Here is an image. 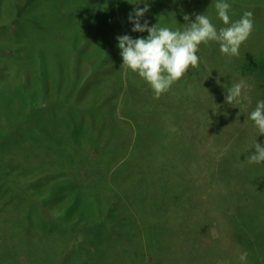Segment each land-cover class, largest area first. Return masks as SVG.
I'll return each instance as SVG.
<instances>
[{
  "label": "trees",
  "instance_id": "obj_1",
  "mask_svg": "<svg viewBox=\"0 0 264 264\" xmlns=\"http://www.w3.org/2000/svg\"><path fill=\"white\" fill-rule=\"evenodd\" d=\"M35 1L34 21L15 22V32L0 38L1 52L11 47L25 53L16 60L14 84L0 73V153L7 162V169L0 165L5 176L0 177V264H25L23 252L33 264H173L170 255L186 257L180 231L192 202L172 192L180 173L171 168L179 156L177 132L169 123L186 111L189 97L199 110L193 91L204 87V71L221 81L240 70L251 73L257 78L255 107L264 100V73L253 65L264 54V33L253 31L252 41L234 57L221 54L214 41L201 43L208 67L199 55V67H190L157 98L145 80L122 66L116 37L148 35L131 31L129 13L147 3L141 23L173 30L184 27L185 14L194 22L195 14L204 13L219 29L225 25L216 0ZM45 1L52 3L50 10ZM227 2L232 21L264 5V0ZM263 10L254 24L264 26ZM9 12L0 9L5 17ZM8 23L0 20V29ZM199 111L202 117L211 109ZM118 114H129L125 124ZM29 127L39 138L29 136ZM24 144L36 150L16 153ZM188 149L186 144L182 153ZM28 157L29 166L41 170L39 178L23 168ZM263 195L246 215L238 210V228L251 239L240 241L255 248L256 264H264ZM79 232L84 236L74 244Z\"/></svg>",
  "mask_w": 264,
  "mask_h": 264
},
{
  "label": "rangeland",
  "instance_id": "obj_2",
  "mask_svg": "<svg viewBox=\"0 0 264 264\" xmlns=\"http://www.w3.org/2000/svg\"><path fill=\"white\" fill-rule=\"evenodd\" d=\"M46 1L45 8L50 10L52 3ZM23 2L29 3L24 11L20 8ZM35 2L37 1L0 0V9L11 11L6 17L0 14V20L9 21L10 25L1 27L0 38L10 37V32H15L17 26L15 22L18 23L24 18L27 21H34L33 17L36 16L37 10ZM257 8L251 11L253 17L259 13V10L264 9V5H258ZM261 12L264 16V10ZM239 18L237 16L235 20ZM253 31L264 33V26L255 23ZM94 34L98 33L95 31ZM252 38L253 35L241 46L249 45ZM15 43L16 41L10 45L14 46ZM18 51L17 48L12 49L11 47L4 48V53L0 51V73L2 77L8 79L9 84H14L18 76L16 60L25 55V53L21 55ZM20 51L24 50L21 48ZM197 55H200L202 66L206 65L207 68L210 63L207 56L201 54L200 50ZM6 62L8 66H11V70L7 69ZM253 65L255 69L264 73V54H260ZM203 73L205 74L202 78L204 87L199 85L193 94L199 98V110L203 109L205 113L207 109H211L209 115L205 114L200 117L201 111L193 109V104L196 103L194 97H189L184 100L186 111H182L178 119L171 120L169 123V128L173 133L177 132L175 146L179 156L178 163L171 168L180 173L176 177L179 179L175 181V188L172 192H182L185 197L183 201L192 202V205L186 207L188 208V215L185 217L186 226L180 231L184 242H182L183 250L188 251V254L184 258L172 254L170 261L173 264H188L187 262L193 264H256L253 262L255 259L252 255L255 248L250 250L246 247V242L240 241L244 239L251 241V239L247 234L243 236L244 232L238 228L240 226L238 210L240 207L244 208L243 211L246 212L244 215H246L250 208L255 207L260 194H264V162L249 164L246 159L247 155L255 151L253 145L256 140L264 145V135H259L254 122L249 118L251 111L255 108L253 90L257 78L241 70L238 73L235 72L227 81L216 79L208 72ZM240 81H244L247 85L244 92L246 99L242 98L241 102L232 105L225 103L226 89ZM42 105L38 102L36 106ZM127 116L129 117V114H118L117 121L125 124ZM204 121H210L212 124H206ZM64 123H67V120H64ZM38 135L35 131L34 134L32 131L29 134L34 140L39 138ZM186 141L188 142L185 143ZM186 144L189 149L182 153ZM27 150L34 151L36 146L29 148L27 144H24L21 149H15L16 153L26 151V155H30ZM37 155L38 153L31 157L34 159ZM28 160L30 162L31 158L28 157L25 161L28 162ZM1 162L4 169H7L5 166L7 162L2 159L0 153V165ZM29 162L23 168L26 170L29 168L31 174L39 178L38 174L41 170L32 168ZM38 162L37 159L36 163ZM101 168L100 166L99 170ZM123 173L124 170L122 176ZM0 177L5 178L3 170ZM43 178H47V175ZM48 179L51 180L49 177ZM78 235L74 244L80 241L84 233L79 232ZM243 253H247L245 260L240 259ZM20 259L25 264H33L24 252L20 255Z\"/></svg>",
  "mask_w": 264,
  "mask_h": 264
},
{
  "label": "clouds",
  "instance_id": "obj_3",
  "mask_svg": "<svg viewBox=\"0 0 264 264\" xmlns=\"http://www.w3.org/2000/svg\"><path fill=\"white\" fill-rule=\"evenodd\" d=\"M139 5V4H137ZM215 10L218 18L225 25L219 29L211 22L209 16L195 14L194 22L185 14L184 27L175 30L158 23L149 26V22L141 18L149 11L145 3L143 8L135 7L129 13L132 32H147L146 37L133 38L130 35H118V48L123 60L122 66L137 73L145 80L158 98L171 86L186 75L189 68L199 67V46L210 41L218 43L221 54L228 57L239 56L241 45L248 40L254 30L253 12L244 11L235 21L230 16L231 5L227 0H216ZM246 83L240 81L226 89L225 103L232 105L246 99L244 92ZM249 118L254 122L259 135H264V100L258 101ZM255 151L247 155L249 164L264 162V145L254 142ZM247 253L240 256L245 260Z\"/></svg>",
  "mask_w": 264,
  "mask_h": 264
}]
</instances>
